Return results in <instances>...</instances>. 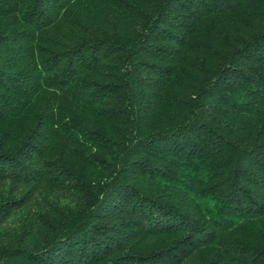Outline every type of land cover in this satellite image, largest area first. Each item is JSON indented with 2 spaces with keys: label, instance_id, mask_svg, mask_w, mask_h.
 Returning <instances> with one entry per match:
<instances>
[{
  "label": "trees",
  "instance_id": "trees-1",
  "mask_svg": "<svg viewBox=\"0 0 264 264\" xmlns=\"http://www.w3.org/2000/svg\"><path fill=\"white\" fill-rule=\"evenodd\" d=\"M0 264H264V0H0Z\"/></svg>",
  "mask_w": 264,
  "mask_h": 264
}]
</instances>
